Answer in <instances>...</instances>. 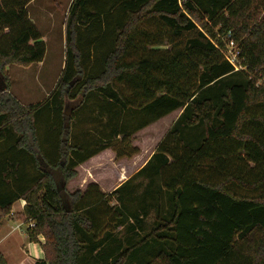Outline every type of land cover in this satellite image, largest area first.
Here are the masks:
<instances>
[{"label": "trees", "instance_id": "obj_1", "mask_svg": "<svg viewBox=\"0 0 264 264\" xmlns=\"http://www.w3.org/2000/svg\"><path fill=\"white\" fill-rule=\"evenodd\" d=\"M31 1L0 0V222L26 201L16 219L34 222L30 241L45 239L35 264H264V0H73L61 78L24 105L7 67L45 57ZM229 33L247 71L214 43ZM177 110L138 171L148 179L138 209L121 196L131 179L110 194L95 183L68 190L114 139L130 145ZM91 121L102 125L97 140L84 133ZM148 208L155 219L138 239L104 224L112 216L135 230Z\"/></svg>", "mask_w": 264, "mask_h": 264}, {"label": "rangeland", "instance_id": "obj_2", "mask_svg": "<svg viewBox=\"0 0 264 264\" xmlns=\"http://www.w3.org/2000/svg\"><path fill=\"white\" fill-rule=\"evenodd\" d=\"M72 2L73 0H35L31 4L29 3L32 15L36 17V21L44 34L46 54L42 63L34 64L29 70H25V68L31 65L27 67L10 65L7 67V73L11 83L10 93L23 103L43 102L55 89L61 78L66 59V22ZM222 37L226 38L227 36ZM163 47L167 48L168 45ZM260 81H264V78H261ZM1 84H3V77L0 73V86ZM47 92L49 93L48 96H46ZM74 103H77V101L68 104L69 115L75 110ZM86 112L89 111L86 109L85 113ZM180 113L181 110H177L139 130L130 139V145L127 144L128 140L126 138L119 136L112 141L111 146L105 149V154L98 159V163L101 164L102 168L96 171L98 174L97 176L100 177L102 171L106 169L107 172H104L103 178L104 181L108 182V186L113 184V180L115 179L113 174H115V172L117 173L120 171L123 173V177L131 179V185L121 193V196L125 198V203L132 210L138 209L144 202L143 194L148 183V179L139 175L138 171L146 161L150 159V156H152V153L157 149ZM95 115H99L97 109L95 110ZM101 128L102 125H98L94 123V121H91L85 125L84 133H88L90 137H95L97 140L99 139ZM137 154H140L141 158H135L134 156ZM108 166L112 167L113 174L110 172L111 168H107ZM90 184H92V182L85 185V191ZM114 186L115 185H113V187ZM112 189L113 188H111V190ZM118 199L119 198L115 196H110V198H108L111 206L118 204ZM154 219L155 211L152 208H148L147 214L141 217V225L139 226L137 224L135 230L129 229L128 226L122 228L116 226V221L113 220L112 216L110 218L106 217L104 224L107 229L110 232L112 231L115 235L120 237L133 236L135 239H138L142 235H145L146 232L150 231ZM17 223H22L21 232L23 231L25 233L29 224L26 221ZM17 223L15 222L13 225L16 226ZM131 223L133 224L135 222L132 220L130 224ZM13 262V260L10 261L11 264H13Z\"/></svg>", "mask_w": 264, "mask_h": 264}, {"label": "crops", "instance_id": "obj_3", "mask_svg": "<svg viewBox=\"0 0 264 264\" xmlns=\"http://www.w3.org/2000/svg\"><path fill=\"white\" fill-rule=\"evenodd\" d=\"M34 1L35 0H32L30 4L33 3ZM30 4L27 6L29 17L41 32L42 40H44V34L38 22L36 21V17L32 15ZM42 62L43 61L39 63ZM34 64H38V63H34ZM34 64H32L28 68H25V70H29ZM48 94L49 93L47 92L46 96H48ZM19 101L24 105L36 104V103L28 104V103H23L21 100ZM105 151L106 150L101 151L100 153L92 156L91 158H89L88 160H86L76 168L77 175L67 183V187L70 192H74L77 190L85 191L84 190L85 185L89 182H92L97 184L102 192L108 194L129 179L128 177H123V173H121L120 171L117 173L115 172L116 175L113 174V169L110 166H108L107 168H111L110 172H112L111 174L115 176V179L113 180V184L108 186L107 185L108 182L104 181L103 174L104 172H107L106 169H105L106 171L105 170L102 171L100 177L97 176L98 174L96 171L99 170V168H102L101 164L98 163V159L103 154H105L104 153ZM134 157L141 158L140 154H137ZM148 160L146 161V163L148 162ZM144 165L140 169H142ZM113 185L115 186L113 187ZM111 188L113 189L111 190ZM25 205H26V201L24 199H20L16 201L13 204L9 215L3 218L0 222V254H2L6 258L8 264H11L10 263L11 260L14 261L13 264H35L38 260H42L45 258V254L42 249V244L45 242L44 237L39 236L38 242L30 241L27 231L25 233L23 231L21 232L22 226L20 223L19 224L17 223L20 221H26L22 219H16V216H18L20 213L23 212ZM15 222L17 223L16 226L13 225V223Z\"/></svg>", "mask_w": 264, "mask_h": 264}, {"label": "built area", "instance_id": "obj_4", "mask_svg": "<svg viewBox=\"0 0 264 264\" xmlns=\"http://www.w3.org/2000/svg\"><path fill=\"white\" fill-rule=\"evenodd\" d=\"M220 41L222 44L217 41H214V43H216L218 49L223 53L224 58L233 66L234 71H247V67L242 63V59L240 58L241 50L231 38V34L229 33L226 38L220 36ZM26 222L30 228L35 226L31 220H26Z\"/></svg>", "mask_w": 264, "mask_h": 264}, {"label": "water", "instance_id": "obj_5", "mask_svg": "<svg viewBox=\"0 0 264 264\" xmlns=\"http://www.w3.org/2000/svg\"><path fill=\"white\" fill-rule=\"evenodd\" d=\"M65 114H66V115H69V114H70L69 111H68V105H67L66 108H65Z\"/></svg>", "mask_w": 264, "mask_h": 264}]
</instances>
